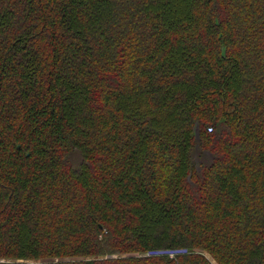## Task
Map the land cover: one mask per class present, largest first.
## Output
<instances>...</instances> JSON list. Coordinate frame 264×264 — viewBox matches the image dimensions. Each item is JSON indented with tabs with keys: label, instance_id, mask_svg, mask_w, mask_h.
<instances>
[{
	"label": "trees",
	"instance_id": "16d2710c",
	"mask_svg": "<svg viewBox=\"0 0 264 264\" xmlns=\"http://www.w3.org/2000/svg\"><path fill=\"white\" fill-rule=\"evenodd\" d=\"M0 264H264V0H0Z\"/></svg>",
	"mask_w": 264,
	"mask_h": 264
}]
</instances>
